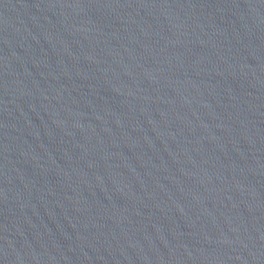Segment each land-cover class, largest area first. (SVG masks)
Returning a JSON list of instances; mask_svg holds the SVG:
<instances>
[{
  "label": "water",
  "instance_id": "water-1",
  "mask_svg": "<svg viewBox=\"0 0 264 264\" xmlns=\"http://www.w3.org/2000/svg\"><path fill=\"white\" fill-rule=\"evenodd\" d=\"M0 264H264V0H0Z\"/></svg>",
  "mask_w": 264,
  "mask_h": 264
}]
</instances>
